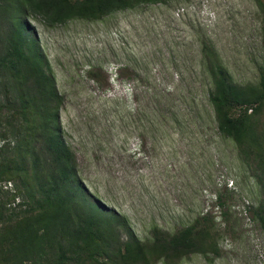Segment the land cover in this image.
I'll return each mask as SVG.
<instances>
[{
    "label": "rangeland",
    "instance_id": "374dc122",
    "mask_svg": "<svg viewBox=\"0 0 264 264\" xmlns=\"http://www.w3.org/2000/svg\"><path fill=\"white\" fill-rule=\"evenodd\" d=\"M30 23L64 96L65 139L90 193L142 240L155 227L174 234L207 218L219 253L180 264H264L253 217L261 189L218 133L203 51L208 44L235 83H258L255 1L171 0L99 21Z\"/></svg>",
    "mask_w": 264,
    "mask_h": 264
},
{
    "label": "trees",
    "instance_id": "16d2710c",
    "mask_svg": "<svg viewBox=\"0 0 264 264\" xmlns=\"http://www.w3.org/2000/svg\"><path fill=\"white\" fill-rule=\"evenodd\" d=\"M169 1L0 0V264H180L219 253L207 218L174 234L155 227L142 240L90 193L65 139L64 96L30 23L56 28ZM254 1L264 39V0ZM203 49L217 130L261 189L253 217L264 233V66L258 83L237 84L215 51Z\"/></svg>",
    "mask_w": 264,
    "mask_h": 264
},
{
    "label": "built area",
    "instance_id": "2783aa9c",
    "mask_svg": "<svg viewBox=\"0 0 264 264\" xmlns=\"http://www.w3.org/2000/svg\"><path fill=\"white\" fill-rule=\"evenodd\" d=\"M182 10H184V9H182ZM232 185H233V182H229V185L228 186L230 187ZM246 203H247V206H248V202H246Z\"/></svg>",
    "mask_w": 264,
    "mask_h": 264
}]
</instances>
